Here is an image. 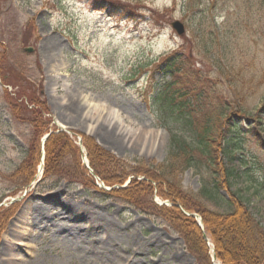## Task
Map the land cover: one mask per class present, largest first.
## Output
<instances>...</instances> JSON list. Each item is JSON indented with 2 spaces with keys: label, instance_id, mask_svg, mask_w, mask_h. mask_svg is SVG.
<instances>
[{
  "label": "rangeland",
  "instance_id": "rangeland-1",
  "mask_svg": "<svg viewBox=\"0 0 264 264\" xmlns=\"http://www.w3.org/2000/svg\"><path fill=\"white\" fill-rule=\"evenodd\" d=\"M115 3L127 5L124 15L108 7ZM128 13L142 21L128 20ZM174 51L208 91L210 98L194 102L191 112L218 131L211 143L218 177L206 165L176 176L175 166L164 174L154 167L167 158L170 135L154 124L142 86L151 73L160 76L162 58ZM113 114L152 133L124 142L107 123ZM184 122L167 119L174 132L187 130ZM235 124L240 134L259 128L262 137L238 138L247 166L237 163L241 176L227 189L221 137ZM51 134L68 138L58 152ZM263 144L264 0H0V264L17 241L6 235L23 226L37 203L50 225L25 237L32 246L15 245L17 264H204L202 253L186 247L192 223L204 257L224 264L204 218L235 205L252 212L264 231ZM92 148L121 163L95 169ZM99 174L124 179L106 186ZM213 180L222 183L219 190Z\"/></svg>",
  "mask_w": 264,
  "mask_h": 264
},
{
  "label": "trees",
  "instance_id": "trees-1",
  "mask_svg": "<svg viewBox=\"0 0 264 264\" xmlns=\"http://www.w3.org/2000/svg\"><path fill=\"white\" fill-rule=\"evenodd\" d=\"M214 6L215 3H213V6L208 10L213 9ZM204 9L206 8H203L201 11ZM197 30L199 33H202L200 35L203 42L202 46H206L208 48L210 45L206 41V35L204 34L202 27L198 28ZM171 56L174 57V54L169 55L167 58H171ZM175 59L179 60V62ZM173 61L175 62L173 63ZM180 61V57H174V60H172V63L174 64L173 68L175 70H180L183 68L182 64H180ZM214 64L220 69V65L218 63L215 62ZM155 101L158 103L157 100ZM183 105L186 106L187 103H183ZM162 110L166 109L163 108ZM183 120L188 127L187 130H183L181 133L173 131L169 132L171 143L170 152L167 158L164 160V163L154 166L156 167L155 169L159 172H163L164 174L168 168L175 166V174L172 175L176 176L182 174L186 169L189 168L194 169L196 173H199V171L202 170L203 165H206L212 178L215 176H220L216 166L213 148L211 146V143L214 141L213 136L215 132L218 133V131L214 129L213 125L210 126L209 122H201L198 114L195 112H191L189 117L185 116ZM207 120L208 118L206 121ZM159 123L163 126H166V122L161 121ZM183 132L190 134V136L183 134ZM222 135L223 136L221 138L223 139V143L221 147V155L226 158L227 165L222 166L221 177L225 179V183L229 186L226 187L228 189L231 185H233V181L236 179V177L238 175L241 176L240 173H237L234 160L236 159V153L241 152L243 149L239 148L238 144H236L237 146L235 145V142L238 140L235 141L236 136L233 134V128H228V131L223 132ZM49 138L53 143L51 149L53 152L54 148H56V152H58L60 143L64 140H68L64 134H51ZM93 150L96 157L95 155L91 154L90 159L89 157L88 159L91 166L95 167V169L97 168V165H100V169H106L107 165L115 168L116 165L121 163L118 160H112V158H110L108 155H105L104 158H100L102 152L98 150L96 153L94 148H92L90 151L92 152ZM239 162L242 166H246L245 162L243 163L242 158H240ZM165 167L166 169H163ZM49 174H52V172ZM99 176L106 186L122 183L124 179V175L103 176L102 174H99ZM221 184L222 183H219V181L213 180L214 189H220ZM202 192L203 190L200 193ZM229 192L231 195H233L231 191ZM125 194L122 195V198L124 199L127 197ZM127 198L128 200L130 199L129 196ZM236 199L238 198L236 197ZM237 203L241 206L243 202L238 201ZM182 207H184L186 210H191L189 206L184 205L183 203ZM212 219H215V222H212ZM204 223L206 225V230L210 231V236L214 242L215 251L217 253L216 257L222 263L264 264V231L262 230L260 222L254 218L252 212L243 207L242 209H237L234 205V209L230 212H209L208 218H204ZM191 225L192 226L189 228L190 230L185 232L186 247L194 254L202 253L203 255H198L202 258V262L204 264H211L210 259L208 257H204L205 250L199 242H202L199 228L195 223H192ZM209 225L210 228L208 230L207 227Z\"/></svg>",
  "mask_w": 264,
  "mask_h": 264
},
{
  "label": "bare ground",
  "instance_id": "bare-ground-1",
  "mask_svg": "<svg viewBox=\"0 0 264 264\" xmlns=\"http://www.w3.org/2000/svg\"><path fill=\"white\" fill-rule=\"evenodd\" d=\"M86 101V100H85ZM86 113L89 111V113L92 111V107L90 106V103L86 101ZM109 125H113V131H115L114 135H120V139H122L124 142L127 143H133L134 142V137L137 136L140 133L146 132V133H152L151 130H146L144 127H133L131 125H125L124 122L122 121V118L119 114H113L111 120L107 122ZM96 124V123H95ZM93 122L89 123L86 126V132L91 133L94 129ZM115 129V130H114ZM143 149V146L138 147V150L141 151ZM67 209V207H66ZM64 207H62L60 211H63ZM70 210V209H69ZM65 211V210H64ZM63 211V212H64ZM72 211V210H71ZM49 216L46 213L45 209L40 206V204H36L33 208L32 213L29 214L28 218L25 220L23 223V226L20 228L17 225L13 226L10 230V232L6 235V238L10 239H17L15 243L12 244L9 248V252L6 256V264H17L20 261H16V258H19V256L15 255L14 256V248L15 245L18 246H27L30 247L33 245L32 241H29V239H25L26 236H30L32 234V226H37V228H46L49 226ZM18 230H17V229ZM40 230V229H39ZM68 235V232L66 233ZM61 237V236H60ZM107 242H113V239L110 237H106ZM129 258L124 260L123 263L129 262Z\"/></svg>",
  "mask_w": 264,
  "mask_h": 264
},
{
  "label": "water",
  "instance_id": "water-1",
  "mask_svg": "<svg viewBox=\"0 0 264 264\" xmlns=\"http://www.w3.org/2000/svg\"><path fill=\"white\" fill-rule=\"evenodd\" d=\"M173 26L177 30L178 33H182V29L180 27H178L176 24Z\"/></svg>",
  "mask_w": 264,
  "mask_h": 264
}]
</instances>
